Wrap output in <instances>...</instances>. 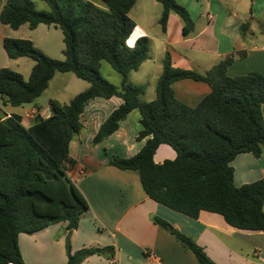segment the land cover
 Listing matches in <instances>:
<instances>
[{
    "label": "trees",
    "instance_id": "obj_1",
    "mask_svg": "<svg viewBox=\"0 0 264 264\" xmlns=\"http://www.w3.org/2000/svg\"><path fill=\"white\" fill-rule=\"evenodd\" d=\"M40 1L48 11H38L33 0H0L4 3L0 23L14 30L24 25L35 30L42 24L60 29L65 59L47 56L31 40L5 38L3 47L11 60L30 58L35 65L29 80L9 68L0 69L1 105L33 104L58 73H74L90 86L69 104L52 99V115H37L31 126L17 114L0 117V264H26L19 246L21 234L32 235L62 222L72 232L89 211L86 197L69 176L77 164L70 156V143L83 129L86 107L97 98L118 97L123 103L102 124L93 141L96 145L117 132L130 113L140 112L137 140H146L144 147L128 159L113 157L110 165L138 171L152 200L193 219L205 211L221 215L234 229L264 233V180L237 187L232 165L241 154L257 158L264 154V75L230 77L233 56L206 74L184 70L174 66L167 52L156 99L145 102L146 85L133 84L129 77L149 60L150 39L139 38L134 48L126 44L136 28L129 14L137 0ZM157 1L163 6V32L170 15L176 14L188 37L194 30L188 10L176 0ZM103 61L121 75L120 87L101 74ZM182 80L205 82L211 92L190 107L174 95L173 84ZM161 145L172 147L177 157L155 163ZM154 223L200 264H216L193 238L160 218ZM111 250L73 252L68 240L66 264H81Z\"/></svg>",
    "mask_w": 264,
    "mask_h": 264
},
{
    "label": "crops",
    "instance_id": "obj_2",
    "mask_svg": "<svg viewBox=\"0 0 264 264\" xmlns=\"http://www.w3.org/2000/svg\"><path fill=\"white\" fill-rule=\"evenodd\" d=\"M176 1L188 10L194 30L184 37L181 19L171 14L166 32L160 25V34H145L160 48L161 57L165 59L169 52L176 68L206 74L233 56L234 62L227 71L230 77L264 75V0ZM3 5L0 2V13ZM8 27L0 23V46L5 38H14L10 36L12 32L15 35L25 25L12 32ZM0 58L4 61L1 54ZM164 59L156 70V89ZM173 91L178 101L196 107L210 94L211 88L205 82L182 80L173 84ZM74 98L58 101L69 104ZM122 103L118 97L97 98L86 107L81 118L83 129L70 143V156L77 164L69 176L86 197L90 209L72 232L62 222L32 235L21 234L19 246L25 263L66 264L69 240L73 252L87 248L112 249L106 255L90 256L81 264H200L192 252L184 250L168 231L154 223V218H160L193 238L216 264H264L263 232L234 229L221 215L210 212H201L198 219L176 212L147 195L138 171H124L110 165L113 157L128 159L137 155L146 143L137 140L142 128L141 114L135 110L120 123L117 132L94 144L102 124ZM33 109H38L43 118L52 115L49 104L46 108L34 104L20 116ZM262 111L264 116V106ZM33 123L34 119H30L27 126ZM176 157L172 147L161 145L154 161L162 164ZM232 165L237 187L264 180V154L259 158L241 154ZM112 253L113 258H109Z\"/></svg>",
    "mask_w": 264,
    "mask_h": 264
},
{
    "label": "rangeland",
    "instance_id": "obj_3",
    "mask_svg": "<svg viewBox=\"0 0 264 264\" xmlns=\"http://www.w3.org/2000/svg\"><path fill=\"white\" fill-rule=\"evenodd\" d=\"M35 8L38 11H48V5L40 0H33ZM163 13V6L157 0H137L136 5L131 10L129 17L136 23V28L134 33L129 40L133 41V45L129 48H134L136 41L141 37L156 36L161 33L160 19ZM176 15V14H175ZM179 17V16H178ZM180 18V17H179ZM50 26L41 25L35 30H31L29 25H25L21 28L18 33L12 35L14 29L8 27L11 31L10 36H17V39H28L32 40L37 48L44 53L57 60H64V41L63 33L60 29H50ZM49 29V30H48ZM149 38V37H148ZM150 39V38H149ZM128 40V41H129ZM127 41V42H128ZM158 45V44H157ZM0 54L3 56L4 61L0 58V69L9 68L15 72L23 75L25 80H29L32 68L35 62L30 58H20L17 60H11L3 47L0 46ZM160 52V48L155 46V42L151 43L150 40V52L149 60L136 72L130 74L129 80L133 84L146 85L145 96L142 100L145 102H151L156 99V70H158L159 64L162 63L164 57ZM101 74L113 85L120 87L121 75L113 69V67L106 61L101 63ZM89 88V83L79 79L74 73H58L53 81H51L49 87L46 91L33 103L23 105L15 110H10L4 106H1L0 117L4 116L6 112H14L16 114H23L24 111L29 110L34 104H38L46 108L52 99L60 100L61 102H66L74 98V96L87 90ZM79 92V93H78ZM0 104L1 101H0Z\"/></svg>",
    "mask_w": 264,
    "mask_h": 264
},
{
    "label": "built area",
    "instance_id": "obj_4",
    "mask_svg": "<svg viewBox=\"0 0 264 264\" xmlns=\"http://www.w3.org/2000/svg\"><path fill=\"white\" fill-rule=\"evenodd\" d=\"M37 115H40V111L38 109H33L32 111L26 112L23 117V124L27 126V121H30V119H35Z\"/></svg>",
    "mask_w": 264,
    "mask_h": 264
},
{
    "label": "clouds",
    "instance_id": "obj_5",
    "mask_svg": "<svg viewBox=\"0 0 264 264\" xmlns=\"http://www.w3.org/2000/svg\"><path fill=\"white\" fill-rule=\"evenodd\" d=\"M127 43L129 44L130 47L133 45V41L132 40H129Z\"/></svg>",
    "mask_w": 264,
    "mask_h": 264
}]
</instances>
